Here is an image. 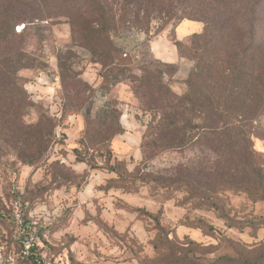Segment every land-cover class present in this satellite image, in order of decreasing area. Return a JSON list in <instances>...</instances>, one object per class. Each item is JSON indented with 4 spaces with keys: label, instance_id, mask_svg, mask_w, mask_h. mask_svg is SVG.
Wrapping results in <instances>:
<instances>
[{
    "label": "trees",
    "instance_id": "16d2710c",
    "mask_svg": "<svg viewBox=\"0 0 264 264\" xmlns=\"http://www.w3.org/2000/svg\"><path fill=\"white\" fill-rule=\"evenodd\" d=\"M157 18L162 25L176 21L175 38L182 22L200 23L202 28L183 40L175 39L176 63L157 59L137 66L140 75L135 76L133 89L150 114L141 138L142 160L185 149H195L200 155L197 162L175 167L165 175L139 167L127 172L122 163L111 166L109 156L104 162L117 176L115 189L135 194L137 189L130 185L138 181L158 190L181 191L187 195L183 204L190 203L196 209L218 210V198L228 192L244 194L250 202L264 205V158L254 148L256 139H264V0H0V127L14 135L19 132L23 150L18 157L28 165L40 161L62 138L55 130V119L41 115L34 133L21 121L34 104L28 90L31 84L20 73L46 65L42 55L29 51L25 40L43 34L47 27L42 22H66L73 44L107 71L104 81L110 75V84L115 85L132 77L127 54L129 64H114L116 55L124 54L116 37L147 33L150 21ZM20 25L23 28L18 30ZM68 55L60 52L56 56L57 67L67 94L69 90L79 98L81 91L67 83L73 81L68 75ZM181 62L188 63V70L181 83L183 91L177 94L167 78L178 71ZM62 111L63 107L58 119ZM30 144L35 145L34 150L28 148ZM62 164L54 162L51 168H63ZM24 201L30 205L25 195ZM5 208L3 201L0 232L9 230L1 216ZM69 211L61 209L49 234L66 224ZM143 212V217L153 222L158 215ZM226 215L222 216L228 229L243 230ZM105 226L109 225L98 221L99 230ZM245 226L254 231L264 227V215L251 217ZM212 231L208 228L203 232L208 235ZM218 240L215 246L203 247L179 241L174 231L162 232L153 244L158 256L154 264H264V241L246 246L231 238ZM45 245L60 263L77 264L69 251L53 246L50 240ZM221 247L223 251H219ZM116 256L132 259L126 249Z\"/></svg>",
    "mask_w": 264,
    "mask_h": 264
},
{
    "label": "rangeland",
    "instance_id": "374dc122",
    "mask_svg": "<svg viewBox=\"0 0 264 264\" xmlns=\"http://www.w3.org/2000/svg\"><path fill=\"white\" fill-rule=\"evenodd\" d=\"M175 24L176 21L171 20L162 25L160 18L152 19L147 33L140 31L126 37H116V43L124 54L118 53L114 64L121 66L130 63L132 77L115 85L110 84V75L104 81L107 71L86 50L73 44L69 25L63 20L44 21L41 25L47 29L43 34L26 38L29 51L42 55L46 65L20 73L31 84L28 90L34 104L21 121L29 133H34V126L41 115L53 121L55 119L58 123L55 130L62 138L51 145L43 160L28 165L18 157L23 150L18 140L19 132L15 131L14 135V132L9 133L0 127V203L8 200L13 187L24 191L30 208L45 202L50 209H86L91 203L96 209H105L104 204L109 206L114 198L118 210H125L133 219L143 218L146 221L141 220L146 237L140 242L134 235L117 233L105 226L97 235L89 236L90 245L100 244L106 250L120 249L121 252L126 249L128 258H133L138 264H154L158 256L153 244L162 232L174 231L179 241H191L203 247L217 245L219 238H231L246 246L264 241V227L254 231L245 226L251 217L264 215V205L250 202L244 194L225 193L218 198V210L196 209L190 203L183 204V198L187 195L181 191L158 190L154 185H141L138 181L130 185L131 189H137V193H123L115 189L119 185L116 174L105 167L104 159L110 156L111 166L122 163L127 172L139 167L146 172L165 175L166 171L175 167L198 161L200 153L195 149L163 152L151 160H142L141 138L150 122V114L145 111L143 101L133 89L137 82L135 76L140 75L137 66L157 60V56L162 63L178 61L174 48ZM22 28L20 25L18 30ZM60 52L69 53L68 75L73 81L67 83L81 91L79 98L74 97L75 93L68 90L67 94L65 91L56 61ZM126 54L131 59L129 63L125 60ZM187 64L181 62L178 71L170 73L172 77L167 78L177 94L183 91L181 83L188 70ZM40 76L48 78L49 85L37 84ZM62 107V117L58 119ZM255 144L254 148L264 158V139H256ZM34 147V144H30L28 148L34 150ZM58 161L63 163V168H51V164ZM89 165L94 167L90 168ZM144 210L158 214L153 218L154 222L143 217ZM222 215L239 222L243 230L228 229ZM208 228L213 231L207 235L204 232ZM212 255L210 253L208 256ZM108 256L104 254L106 259Z\"/></svg>",
    "mask_w": 264,
    "mask_h": 264
},
{
    "label": "crops",
    "instance_id": "0c3cea01",
    "mask_svg": "<svg viewBox=\"0 0 264 264\" xmlns=\"http://www.w3.org/2000/svg\"><path fill=\"white\" fill-rule=\"evenodd\" d=\"M201 28L202 25L200 23L182 22L175 30L176 38L182 40L192 33L199 32ZM156 59H158V56ZM77 168L83 169L82 167ZM114 201L115 199L112 198L109 206L104 204L105 209H100L98 212L94 208L93 203L91 205L88 204L86 209L74 207L69 211V218L64 226L50 230L49 240L51 244L63 248L65 252L69 251L77 264H138L133 258L129 260L123 259L125 257L121 256L123 252L119 249L106 250L100 247V244H97V246L94 243L90 245L91 239H89V236L99 233V220L109 226H113L119 233L134 235L140 242L146 237L143 222L140 219L131 218L123 210H118ZM104 254H109L112 257L104 259ZM116 255L121 257L117 258Z\"/></svg>",
    "mask_w": 264,
    "mask_h": 264
},
{
    "label": "built area",
    "instance_id": "2783aa9c",
    "mask_svg": "<svg viewBox=\"0 0 264 264\" xmlns=\"http://www.w3.org/2000/svg\"><path fill=\"white\" fill-rule=\"evenodd\" d=\"M36 82L49 85L48 78L42 76ZM4 203L1 216L9 230L3 228L0 232V264H62L45 245L49 228L57 222L61 209H49L44 203L29 208L24 191L18 187L12 188Z\"/></svg>",
    "mask_w": 264,
    "mask_h": 264
}]
</instances>
